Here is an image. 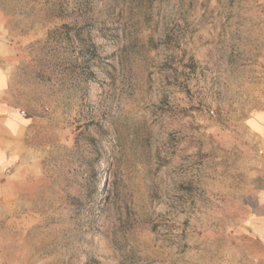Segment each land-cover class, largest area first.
Listing matches in <instances>:
<instances>
[{"label":"rangeland","instance_id":"rangeland-1","mask_svg":"<svg viewBox=\"0 0 264 264\" xmlns=\"http://www.w3.org/2000/svg\"><path fill=\"white\" fill-rule=\"evenodd\" d=\"M0 65V264H264V0H0Z\"/></svg>","mask_w":264,"mask_h":264},{"label":"crops","instance_id":"crops-1","mask_svg":"<svg viewBox=\"0 0 264 264\" xmlns=\"http://www.w3.org/2000/svg\"><path fill=\"white\" fill-rule=\"evenodd\" d=\"M10 78V69L6 65H0V127L4 129V132L0 131V140H6L9 135L14 136L13 130L15 129L18 132L21 128L17 122L21 121V115L16 111L10 94ZM261 117L262 119L257 122L264 124V112ZM5 126L10 127V129H6Z\"/></svg>","mask_w":264,"mask_h":264}]
</instances>
